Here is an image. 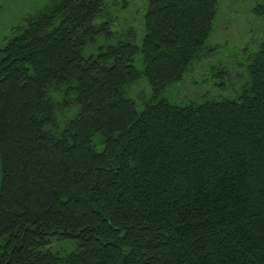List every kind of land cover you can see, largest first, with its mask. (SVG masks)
I'll use <instances>...</instances> for the list:
<instances>
[{
  "label": "trees",
  "instance_id": "trees-1",
  "mask_svg": "<svg viewBox=\"0 0 264 264\" xmlns=\"http://www.w3.org/2000/svg\"><path fill=\"white\" fill-rule=\"evenodd\" d=\"M220 1L148 0L140 43L117 0H47L12 27L0 264H264V40L216 72L233 98L165 96L212 54Z\"/></svg>",
  "mask_w": 264,
  "mask_h": 264
},
{
  "label": "rangeland",
  "instance_id": "rangeland-1",
  "mask_svg": "<svg viewBox=\"0 0 264 264\" xmlns=\"http://www.w3.org/2000/svg\"><path fill=\"white\" fill-rule=\"evenodd\" d=\"M46 2L47 0H0V43L10 35L13 26L42 8ZM117 2L120 5L113 11L117 16L116 30L124 29L127 24L133 26L140 43L143 36L141 22L148 0ZM261 2L264 0H221L214 29L207 41V45L214 48L212 54L195 64L184 80L172 84L165 96L178 104L206 98H233L237 94V84L229 80L231 77H226L229 83L226 81V86H220L219 83L225 79L215 75L224 67L231 73L241 65L244 67L264 40V19L252 13V9ZM135 64L139 67L142 65L140 55ZM137 94L138 90L135 95ZM66 244L73 245L70 241H59L54 246L56 250L63 252Z\"/></svg>",
  "mask_w": 264,
  "mask_h": 264
}]
</instances>
